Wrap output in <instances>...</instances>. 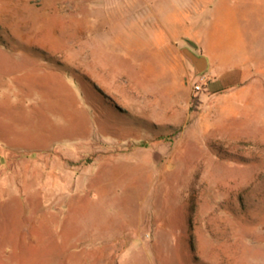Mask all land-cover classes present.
<instances>
[{
	"label": "rangeland",
	"instance_id": "rangeland-1",
	"mask_svg": "<svg viewBox=\"0 0 264 264\" xmlns=\"http://www.w3.org/2000/svg\"><path fill=\"white\" fill-rule=\"evenodd\" d=\"M0 264H264V0H0Z\"/></svg>",
	"mask_w": 264,
	"mask_h": 264
},
{
	"label": "crops",
	"instance_id": "crops-1",
	"mask_svg": "<svg viewBox=\"0 0 264 264\" xmlns=\"http://www.w3.org/2000/svg\"><path fill=\"white\" fill-rule=\"evenodd\" d=\"M232 48L231 46L227 51L218 52L219 58L225 61H220L219 71L221 74L214 78V82L211 84L213 88L243 82L248 76L252 77L255 70H260L261 64L251 59L250 54L249 56L246 54L244 57L242 53Z\"/></svg>",
	"mask_w": 264,
	"mask_h": 264
},
{
	"label": "water",
	"instance_id": "water-1",
	"mask_svg": "<svg viewBox=\"0 0 264 264\" xmlns=\"http://www.w3.org/2000/svg\"><path fill=\"white\" fill-rule=\"evenodd\" d=\"M183 54L196 67L198 72H201L206 68L205 57L195 54L188 48L183 49Z\"/></svg>",
	"mask_w": 264,
	"mask_h": 264
},
{
	"label": "built area",
	"instance_id": "built-area-1",
	"mask_svg": "<svg viewBox=\"0 0 264 264\" xmlns=\"http://www.w3.org/2000/svg\"><path fill=\"white\" fill-rule=\"evenodd\" d=\"M205 83L204 75L198 74V77L192 82V88L194 92L201 90L203 84Z\"/></svg>",
	"mask_w": 264,
	"mask_h": 264
}]
</instances>
